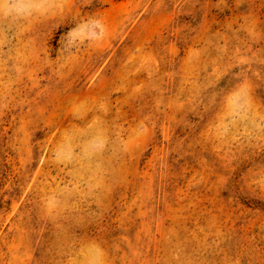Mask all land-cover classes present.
<instances>
[{
    "label": "rangeland",
    "instance_id": "374dc122",
    "mask_svg": "<svg viewBox=\"0 0 264 264\" xmlns=\"http://www.w3.org/2000/svg\"><path fill=\"white\" fill-rule=\"evenodd\" d=\"M0 264H264V0H0Z\"/></svg>",
    "mask_w": 264,
    "mask_h": 264
}]
</instances>
